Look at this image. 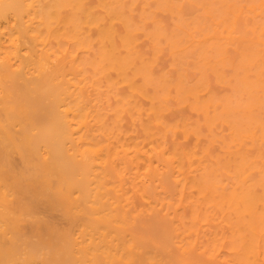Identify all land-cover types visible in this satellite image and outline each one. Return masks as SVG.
Masks as SVG:
<instances>
[{
	"label": "bare ground",
	"instance_id": "6f19581e",
	"mask_svg": "<svg viewBox=\"0 0 264 264\" xmlns=\"http://www.w3.org/2000/svg\"><path fill=\"white\" fill-rule=\"evenodd\" d=\"M0 264H264V0H0Z\"/></svg>",
	"mask_w": 264,
	"mask_h": 264
}]
</instances>
